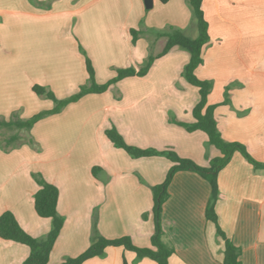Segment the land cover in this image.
I'll list each match as a JSON object with an SVG mask.
<instances>
[{
	"label": "crops",
	"instance_id": "crops-1",
	"mask_svg": "<svg viewBox=\"0 0 264 264\" xmlns=\"http://www.w3.org/2000/svg\"><path fill=\"white\" fill-rule=\"evenodd\" d=\"M202 10L210 41L195 74L212 83L207 103L218 105L221 137L244 145L262 163L264 0H202ZM169 28L196 37L186 0H153L150 9L143 0H0V119L26 120L53 110V100L33 87L58 101L74 95L87 84V59L99 85L117 69L138 70L162 51L166 37L159 33ZM188 60L186 51L173 48L144 76L86 94L38 121L22 141L40 150L0 151V215L11 212L30 236L41 240L51 227L50 219L34 211V175L58 189L56 208L64 222L49 264L80 255L94 233L150 247L151 188L164 181L171 163L163 156L131 158L108 140V129L128 145L171 149L202 167L220 156L203 132L177 124L193 122L199 100L198 89L182 76ZM209 199L210 187L200 176L174 175L162 206V241L174 251L168 264H222L223 242L205 216ZM214 210L219 227L240 250V263L264 264V169L254 170L234 153L218 174ZM28 254L26 246L0 239V264H21ZM124 261L156 264L121 247L83 264Z\"/></svg>",
	"mask_w": 264,
	"mask_h": 264
},
{
	"label": "trees",
	"instance_id": "trees-1",
	"mask_svg": "<svg viewBox=\"0 0 264 264\" xmlns=\"http://www.w3.org/2000/svg\"><path fill=\"white\" fill-rule=\"evenodd\" d=\"M165 3L167 0H159ZM191 17L196 28L197 35L195 38L186 36L182 31L169 28L167 32L159 33L160 36L166 37V43L162 51L155 57L149 56L144 65L138 70L134 68L117 69L116 76L109 80L106 84L99 85L94 80V72L89 60H86V68L88 73V81L86 85L80 86L77 93L64 99L56 100L54 96L45 92L43 88L33 87L34 92L39 96L47 97L53 100L56 105L51 111L57 113L67 104L80 99L82 96L91 93H102L110 85L131 76H144L153 61L165 54L173 48L184 50L189 55V60L183 69L182 76L185 81L198 89L199 100L192 110V123H177L187 132L201 131L207 137V144L216 149L220 156L209 161L207 167L197 165L190 159L180 157L175 151L165 149L157 151L152 148L142 149L128 145L123 140L122 136L114 129H108L105 134L108 140L115 148L123 150L131 158H144L152 156H163L171 163L164 181L161 184L151 188L153 196V234L150 237V247H136L129 237H120L117 239H106L97 233L91 238L90 246L80 255L74 258H66L60 264H83L86 260L102 257L105 250L109 247H122L126 251L133 252L138 259H149L156 264H168L169 257L173 254L172 247L166 245L162 241V206L168 198V187L178 172H192L204 179L210 187V199L206 206V219L213 223L216 227V234L223 242V260L222 264H241L239 261L240 250L233 245L232 241L226 236L218 225L217 215L214 210L215 203L218 197V174L228 164L234 153H238L248 162L254 170L264 169V162L255 161L247 151L246 147L237 142H227L222 137L217 128L215 119V109L218 105H210L207 103V98L210 93L212 83L207 80L197 78L195 71L203 63L202 51L210 41L208 33V24L204 18L202 10V0H186ZM134 34L135 31H133ZM132 32V34H133ZM225 99L222 104H226ZM37 121L36 116L26 120L11 118L9 120L0 119V128L19 129L30 128ZM16 140V136H11L7 144ZM30 143H33L31 140ZM99 168H93L95 173ZM35 181L39 186L33 196V205L36 215L40 218L50 219L51 227L46 236L39 240L27 234L13 214L6 211L0 215V239L9 242H15L26 246L29 249L27 258L21 264H49L50 252L58 238V235L63 226V218L57 212L58 189L43 180L40 176L34 175ZM123 264H126L124 261Z\"/></svg>",
	"mask_w": 264,
	"mask_h": 264
},
{
	"label": "rangeland",
	"instance_id": "rangeland-1",
	"mask_svg": "<svg viewBox=\"0 0 264 264\" xmlns=\"http://www.w3.org/2000/svg\"><path fill=\"white\" fill-rule=\"evenodd\" d=\"M192 32L193 31H191L190 34H192ZM43 99H44V97H43ZM53 105H54V108H55L56 103L54 101H53ZM51 111L52 110H48V111H44L43 110V111H40V112H37V113L33 114L31 117L33 118V116H36L37 121L34 122L33 125L30 128H23V129H19V128H16V127L0 128V151L7 152V151H12V150L19 149L21 147H26L28 150L33 151V152L34 151L36 152V151L40 150V146L38 144L30 143L29 139L26 142H24V141L26 140L25 138L29 137L31 130L33 129V126L38 121H40V120H42V119H44V118H46V117H48L50 115H54L55 114V113H52ZM14 135L16 136V140L11 142V143H9V144H7L8 139L11 136H14ZM22 140H24V141H22Z\"/></svg>",
	"mask_w": 264,
	"mask_h": 264
},
{
	"label": "water",
	"instance_id": "water-1",
	"mask_svg": "<svg viewBox=\"0 0 264 264\" xmlns=\"http://www.w3.org/2000/svg\"><path fill=\"white\" fill-rule=\"evenodd\" d=\"M143 1H144V6L146 9L152 8L153 0H143Z\"/></svg>",
	"mask_w": 264,
	"mask_h": 264
}]
</instances>
